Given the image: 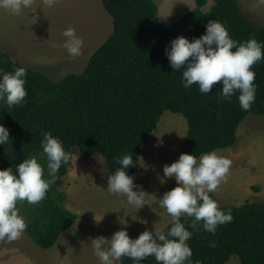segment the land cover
Masks as SVG:
<instances>
[{
  "label": "trees",
  "instance_id": "16d2710c",
  "mask_svg": "<svg viewBox=\"0 0 264 264\" xmlns=\"http://www.w3.org/2000/svg\"><path fill=\"white\" fill-rule=\"evenodd\" d=\"M208 0H194V8L173 24L158 20L153 0H101L111 17L113 31L94 52L85 69L53 82L42 73L27 69L26 103L8 109L0 103V124L9 130V145L0 146V170L13 168L24 159L36 157L48 179L47 159L43 155L42 133L50 132L65 149L81 156H101L110 175L120 165L117 157L131 154L136 165L127 169L134 177L139 150L160 117L170 112L183 117L187 134L180 154L196 157L237 143V129L248 114L264 118V60L253 65L256 97L250 111L240 108L238 93L231 101L221 102L222 85L203 94L198 85L185 89L182 72L174 71L165 48L177 36L191 41L205 34L210 20L222 23L230 36L243 42L250 37L264 43V28L248 20L237 0H214L207 13L201 11ZM0 48V69L13 71L23 67ZM67 165H62L58 179L45 198L29 208L20 207L29 220L25 233L42 250L51 249L60 235L69 230L76 215L63 205L66 194L57 188L63 185ZM211 198L215 197L210 193ZM231 210L232 222L217 227L212 235L202 228L187 241L193 264H226L236 257L238 264H264V204L241 206L220 205ZM192 217H181L188 230ZM171 222L162 230L167 232ZM209 241H216L214 248ZM119 264H134L122 257ZM142 264H157L149 256Z\"/></svg>",
  "mask_w": 264,
  "mask_h": 264
},
{
  "label": "rangeland",
  "instance_id": "374dc122",
  "mask_svg": "<svg viewBox=\"0 0 264 264\" xmlns=\"http://www.w3.org/2000/svg\"><path fill=\"white\" fill-rule=\"evenodd\" d=\"M213 1L208 0L201 11L207 13ZM237 1L243 15L264 28V3L260 0ZM154 2L157 3L159 22L166 25L175 23L194 5L191 0V5L173 12L165 0ZM33 10L36 12L31 13ZM33 16L38 17L37 23L32 24ZM68 27H73L83 40L81 55L76 58L69 56L62 46L65 40L62 33ZM112 31V19L103 9L101 0H57L52 8L35 0L33 9H27L19 16L0 10V48L23 67L38 71L53 82H59L69 74L81 73ZM186 134L187 124L183 117L165 112L156 130L139 150L133 178L134 184L146 193V205L138 210L127 202L126 197L107 191L110 174L101 156H81L73 150L72 162L67 165V174L62 178L63 185L57 189L66 194L63 205L76 215V221L48 250L38 248L25 232L15 243L0 241V264H100L91 239L110 238L125 227L120 224L123 219L131 239H136L145 230H163L171 217L152 195L160 198L177 186L174 179L161 184L158 177L163 176L164 165L178 160ZM236 135L237 143L233 148L216 151L230 159L232 166L228 182L211 194L219 205L264 204V118L248 114ZM22 206L29 208L27 204H19L18 209ZM20 215L28 224L26 212L20 211ZM135 217L137 219L133 220ZM226 264H238L237 258L231 257Z\"/></svg>",
  "mask_w": 264,
  "mask_h": 264
},
{
  "label": "clouds",
  "instance_id": "9594fccd",
  "mask_svg": "<svg viewBox=\"0 0 264 264\" xmlns=\"http://www.w3.org/2000/svg\"><path fill=\"white\" fill-rule=\"evenodd\" d=\"M56 2L41 0L47 8H52ZM260 2L264 3V0ZM34 3L35 0H0V10L19 16L25 10L33 9ZM31 21L32 24L37 23L38 17L33 16ZM205 29V34L191 41L183 36L170 41V46L165 48L170 67L182 72L181 82L185 89L195 84L201 93L208 94L219 83L222 85L219 94L221 102H230L232 96L238 93L240 108L250 111L256 97L252 67L264 60V43L255 37L238 42L216 20H210ZM62 35L65 37L62 46L69 56L79 57L83 47L82 38L73 27L66 28ZM11 63L15 64V60L11 59ZM26 76L27 69L24 67L14 68L11 72L0 69V103L8 109L23 106L27 102ZM42 135L41 147L47 159L48 179L43 178L44 167L36 157L24 159L16 165L15 171L12 167L0 170V241L11 243L22 238L27 223L19 214L18 202L26 201L29 205L41 202L58 179L57 173L61 166L72 162L71 153L65 151L57 137L47 131ZM9 143V130L0 124V146ZM115 159L120 167L108 176L107 191L126 197L127 202L138 210L146 205V193L127 174V169L136 163L129 153ZM231 166L232 161L218 155L216 151L200 157L182 153L177 161L164 165L163 176L158 177L159 182L164 184L167 179H174L177 186L160 198L151 195L171 217L172 226L167 232L145 230L136 239H131L126 230L127 222L123 219L120 224L125 227L114 232L110 238L99 236L91 239L94 255L100 264H117L122 257H128L134 264H142L149 256H153L157 264H193L192 250L187 243L193 232L202 228L215 235L218 226L233 220L231 210L225 212L210 196V193L218 191L221 184L228 182ZM182 215L193 218L188 226L192 231L181 223ZM215 246L216 241H209V247Z\"/></svg>",
  "mask_w": 264,
  "mask_h": 264
},
{
  "label": "crops",
  "instance_id": "0c3cea01",
  "mask_svg": "<svg viewBox=\"0 0 264 264\" xmlns=\"http://www.w3.org/2000/svg\"><path fill=\"white\" fill-rule=\"evenodd\" d=\"M155 1V0H154ZM168 5H169V9L170 11L172 10L173 12H176L184 7H188L189 5H191V0H165ZM156 3V2H155ZM157 4V3H156ZM157 6V5H156ZM195 5H193L191 8L193 9ZM6 242V241H5ZM16 241L12 242L15 243ZM7 244V242H6ZM18 257V256H17Z\"/></svg>",
  "mask_w": 264,
  "mask_h": 264
}]
</instances>
